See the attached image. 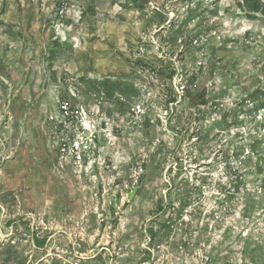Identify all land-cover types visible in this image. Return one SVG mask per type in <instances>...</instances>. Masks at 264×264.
Listing matches in <instances>:
<instances>
[{
	"label": "rangeland",
	"instance_id": "1",
	"mask_svg": "<svg viewBox=\"0 0 264 264\" xmlns=\"http://www.w3.org/2000/svg\"><path fill=\"white\" fill-rule=\"evenodd\" d=\"M137 1L0 0V264H264V15Z\"/></svg>",
	"mask_w": 264,
	"mask_h": 264
},
{
	"label": "trees",
	"instance_id": "2",
	"mask_svg": "<svg viewBox=\"0 0 264 264\" xmlns=\"http://www.w3.org/2000/svg\"><path fill=\"white\" fill-rule=\"evenodd\" d=\"M134 4H138V6L141 5L140 1L132 0ZM247 6L249 7L250 11L254 12H261L264 15V4L260 2V0H245ZM144 1H142V4ZM140 4V5H139ZM64 46V43H60V41L56 38L52 46L49 50V59H53L54 56H56V49L58 47ZM140 63V61H137ZM157 73H161L162 69L157 67ZM161 71V72H160ZM174 71L173 69L170 70L169 75H173ZM164 74V72H163ZM193 80V77L191 78V81ZM100 86H102V90L100 88H97L96 90L98 92L104 93V96L106 98H112V96L118 95L116 103L123 106L124 103L128 100H130L131 97H134L137 95L138 90L134 88V85L123 80H104L99 83ZM186 97L189 99L190 104L192 105H198L201 103H204V92L199 94H193L191 91L186 90ZM175 101L174 98H170V102ZM35 243L37 246L42 247L45 244V239H35Z\"/></svg>",
	"mask_w": 264,
	"mask_h": 264
},
{
	"label": "built area",
	"instance_id": "3",
	"mask_svg": "<svg viewBox=\"0 0 264 264\" xmlns=\"http://www.w3.org/2000/svg\"><path fill=\"white\" fill-rule=\"evenodd\" d=\"M85 130L89 128L82 127L71 141L61 143L59 155L54 164L56 171L62 172L66 167H71L74 172L79 170L78 172L81 173L85 172V169L82 170L83 166L86 167L92 163L96 148V133L89 130L86 135Z\"/></svg>",
	"mask_w": 264,
	"mask_h": 264
},
{
	"label": "water",
	"instance_id": "4",
	"mask_svg": "<svg viewBox=\"0 0 264 264\" xmlns=\"http://www.w3.org/2000/svg\"><path fill=\"white\" fill-rule=\"evenodd\" d=\"M136 190H137V186H134L133 189L130 192H128L127 198L129 200H131L133 198V196L135 195Z\"/></svg>",
	"mask_w": 264,
	"mask_h": 264
}]
</instances>
